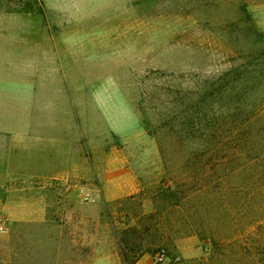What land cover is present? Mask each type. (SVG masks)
<instances>
[{"label": "rangeland", "instance_id": "obj_1", "mask_svg": "<svg viewBox=\"0 0 264 264\" xmlns=\"http://www.w3.org/2000/svg\"><path fill=\"white\" fill-rule=\"evenodd\" d=\"M21 13L77 156L0 264H264V0H0Z\"/></svg>", "mask_w": 264, "mask_h": 264}, {"label": "crops", "instance_id": "obj_2", "mask_svg": "<svg viewBox=\"0 0 264 264\" xmlns=\"http://www.w3.org/2000/svg\"><path fill=\"white\" fill-rule=\"evenodd\" d=\"M54 50L45 43L41 16L0 19V252L16 227L54 226L49 183L69 184L75 177L77 143L73 128L59 122ZM70 188L68 196L75 192ZM137 264L155 263L148 257Z\"/></svg>", "mask_w": 264, "mask_h": 264}, {"label": "built area", "instance_id": "obj_3", "mask_svg": "<svg viewBox=\"0 0 264 264\" xmlns=\"http://www.w3.org/2000/svg\"><path fill=\"white\" fill-rule=\"evenodd\" d=\"M0 231H5V227L3 226L1 222H0Z\"/></svg>", "mask_w": 264, "mask_h": 264}, {"label": "trees", "instance_id": "obj_4", "mask_svg": "<svg viewBox=\"0 0 264 264\" xmlns=\"http://www.w3.org/2000/svg\"><path fill=\"white\" fill-rule=\"evenodd\" d=\"M213 245H214V242H213ZM238 261H239V260H237V261L235 262V264H237V263H238Z\"/></svg>", "mask_w": 264, "mask_h": 264}]
</instances>
